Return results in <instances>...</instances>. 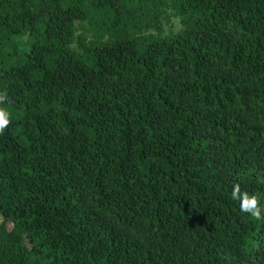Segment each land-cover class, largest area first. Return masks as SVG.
<instances>
[{
  "label": "trees",
  "instance_id": "trees-1",
  "mask_svg": "<svg viewBox=\"0 0 264 264\" xmlns=\"http://www.w3.org/2000/svg\"><path fill=\"white\" fill-rule=\"evenodd\" d=\"M0 94V264H264V0H0Z\"/></svg>",
  "mask_w": 264,
  "mask_h": 264
},
{
  "label": "clouds",
  "instance_id": "clouds-1",
  "mask_svg": "<svg viewBox=\"0 0 264 264\" xmlns=\"http://www.w3.org/2000/svg\"><path fill=\"white\" fill-rule=\"evenodd\" d=\"M6 98L3 94H0V101H4ZM10 109L6 106L0 104V132L9 124ZM231 199L234 201H239L240 211L247 213L251 218L255 220L261 219V207L258 206V198L255 195H248L246 193H241L239 190V185L234 186Z\"/></svg>",
  "mask_w": 264,
  "mask_h": 264
},
{
  "label": "rangeland",
  "instance_id": "rangeland-1",
  "mask_svg": "<svg viewBox=\"0 0 264 264\" xmlns=\"http://www.w3.org/2000/svg\"><path fill=\"white\" fill-rule=\"evenodd\" d=\"M166 17L164 18L162 22L161 32L163 36L168 35H177L182 30V23H181V17H179L174 10L168 9L166 13ZM86 27V26H85ZM81 33V31H79ZM29 38L25 37L23 39H20L19 42L21 44V47L25 50H29L28 46ZM2 220H0L1 223ZM9 228L11 229L12 226L9 225Z\"/></svg>",
  "mask_w": 264,
  "mask_h": 264
}]
</instances>
